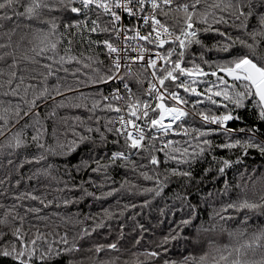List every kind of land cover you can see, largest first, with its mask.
<instances>
[{
    "label": "snow or ice",
    "instance_id": "6c2138e0",
    "mask_svg": "<svg viewBox=\"0 0 264 264\" xmlns=\"http://www.w3.org/2000/svg\"><path fill=\"white\" fill-rule=\"evenodd\" d=\"M0 18L17 26L33 20L46 25L24 24L32 29L34 54L25 59L46 69L42 78L29 77L38 82L25 83L24 75L17 79V72L10 71L7 80H0V96L18 98L0 99V154L11 157L35 147V153L24 152L17 170L24 163L43 161L47 167L37 171L57 184L53 199H47L46 193L20 192L13 196L15 203H0V264H54L63 256L69 257L66 264H83L74 255L91 250L84 248L85 238L113 218L109 208H102V214L89 212L84 219H92V226L70 235L61 233L52 217L63 224L83 225L79 212L40 215L42 209L23 205L24 199L39 201L45 208L53 203L67 207L85 198L101 201L127 187L148 197L142 202L147 206L162 195L173 177L184 189L172 197L180 202L182 216L154 248L141 253L146 261L264 264V226L251 234L246 227L250 214L264 216V163L246 165L243 171L237 167L252 152L264 160V0H0ZM77 38L81 47L87 44L96 55L74 54ZM208 39L210 46L205 43ZM8 46L0 44V49ZM209 52L215 55L208 58ZM4 55L12 53L0 59ZM16 64L13 59L10 68ZM50 77L55 83H49ZM131 81L140 86L136 91ZM105 88L110 89L107 94ZM64 108L85 109L89 116H60L58 110ZM97 110L112 113L103 117V125ZM21 111L27 118L23 124ZM48 120L52 143L47 142ZM81 148L85 152L73 164ZM158 153L163 154L162 161ZM49 156L63 158V179L53 175L60 166L48 162ZM121 169H130L151 181V186L125 178L116 187L112 173ZM233 169L235 185L227 178ZM83 173H88L87 180ZM209 175L223 187L208 190L193 203L188 189L199 188ZM233 187L239 190L235 197ZM214 198L219 206L208 212L209 226L203 220L197 224L201 204L208 206ZM129 206L136 207H125ZM172 210L176 211L175 204ZM33 220L51 223L33 224ZM233 221L243 227L229 230ZM215 231L227 232L232 242L222 246L209 242L208 250L203 245L199 250L193 247L201 232ZM181 240L185 251L173 258L172 242L178 245ZM92 247L97 254L105 248L119 250L116 242ZM96 264L113 262L97 260Z\"/></svg>",
    "mask_w": 264,
    "mask_h": 264
},
{
    "label": "trees",
    "instance_id": "16d2710c",
    "mask_svg": "<svg viewBox=\"0 0 264 264\" xmlns=\"http://www.w3.org/2000/svg\"><path fill=\"white\" fill-rule=\"evenodd\" d=\"M59 15V13H55ZM163 19V17H161ZM169 24H172L173 21L169 20ZM24 24H31L34 27H46V25L39 24L37 21H24L17 26L16 23L12 21H8L5 19L0 18V44L10 45L8 47L0 49V55L4 53H12V55H4L2 59H0V72L3 73L0 76V80H7L8 73L10 71L17 72V79L19 75L25 76V83H37V79H29V77H38L42 78V73L46 71L43 69L40 64L33 63L31 60L25 59V56H32L34 55L30 49L32 48L31 41V28L24 27ZM223 27V26H222ZM14 29V31H13ZM62 30V29H61ZM208 35V34H205ZM66 43V41H65ZM206 44L209 46L212 44V40L208 39L205 41ZM88 45L85 44L81 47L79 43V39L77 38L76 42L73 45L74 54L80 56L81 52L84 53L85 56L88 55H96L95 50L92 52L88 51ZM215 55L214 52H209L207 54L208 58H212ZM100 57L105 59L104 53H100ZM13 59L16 60L17 64L16 67L10 68L12 65ZM37 60L41 59L40 57L36 58ZM75 65H69L68 67H74ZM84 71H88L85 69ZM61 76H64L65 73L60 72ZM83 78V77H82ZM69 82H71V77H69ZM49 83H55V78L50 77ZM130 86L134 91H136L140 86L135 83V81L130 82ZM88 91L87 88L84 89ZM110 89L105 88L104 94H107ZM30 98V97H29ZM0 99L5 101L8 100H16L18 98L10 97V96H0ZM22 105V109H23ZM45 109L43 105H40V113L43 116ZM60 116L64 115H81L83 118H87L89 113L85 109H70L64 108L58 110ZM95 115H99L101 117L100 124L103 125V117L105 115H112L110 112L100 111L97 110ZM245 117H247V113H244ZM20 124L24 123L26 117H23V111H21ZM94 122V121H92ZM2 123V121H0ZM71 123V121H69ZM47 129H48V137L47 142L52 143L51 137V130H52V121H46ZM29 138L31 135V130L29 129ZM70 135V133H69ZM179 138V137H178ZM176 138V139H178ZM111 139V137H109ZM109 147H112L109 145ZM27 151L29 154L35 153V147H29L26 150L21 149L18 155H13L11 157L7 156L6 154H0V203L4 204H11L15 203L13 200V196L20 192H34L35 195H43L47 194V199H53L56 193L53 191L57 187L56 181L53 180L51 177L43 175L42 172H38L39 168L47 167L45 162H41L37 164L35 162L32 163H24L22 167L17 170L16 165L21 162V158L24 152ZM85 152L84 148H81L76 154L75 158L72 159V163L75 164L80 158V155ZM159 158L161 161L163 160V154L158 153ZM8 159L13 160V164L9 165L7 163ZM133 159H138L137 157H133ZM233 159L235 157L233 156ZM48 162L57 164L60 166V170H53V175L56 176L58 179L64 178V162L63 158L61 157H52L49 156L47 158ZM264 163L259 157V154L256 152H252L249 155L243 164L238 165L240 171L244 170V167L253 166V165H260ZM170 166H175L174 164H170ZM203 167H207V164H204ZM233 169L232 172L228 173L227 178L232 181L233 185H235V179L233 178ZM84 179L87 180L88 173L82 174ZM97 179V174H92ZM31 177V179H29ZM113 179L116 181V187H119L120 182H122L125 178L128 180L142 185V186H151V181H145L143 178L138 177L135 173H133L130 169H121L119 174L112 173ZM197 178H199V172H197ZM20 180L19 184H16V181ZM79 180V177H77ZM217 187H223V183L221 182L219 185L215 183L212 179V176L209 175L208 179L205 180L199 188L191 187L188 189L190 191L189 199L193 202H199L201 194H206L208 190L215 191ZM95 190V189H90ZM183 187L181 185L180 180L173 177L172 182L166 187L161 196L156 197L150 200L149 205L144 206L142 204L143 200L148 198L143 195H136L133 192L127 191V187L125 190L104 198L101 201H92L91 198H85L79 204H73L69 206H64L61 204L57 207L56 203L49 205L47 208L44 205L40 204L39 201H33L30 199H24L21 203L25 206L31 205L38 208H41L42 211L39 213L40 215H49L52 212H59L61 215H66L68 213H80V219L83 221V225L81 224H63L59 221L58 217H52L59 226V231L61 233L68 231L71 235L72 232L78 231L82 226L91 227L93 224L92 219H84V214L89 212L91 213H101L102 208H109L113 210V218L107 219L104 222V226L95 229L92 233L91 237L85 238L84 241V248L91 249V250H81L74 255V259L82 260L83 264H96L97 260H105L113 262V264H140V262H144V264H151L150 261H146L145 257L141 255V253L145 249H152L155 247L156 243H159L160 238L163 235H166L171 228H175L176 225L173 223L174 220L178 221L182 213L179 211L180 202L174 201L173 196L177 191H183ZM239 190L233 187L231 191V195L235 197ZM226 199V198H225ZM89 203H91V208L89 207ZM135 204L136 207H125L126 205ZM175 204L176 211L172 210V206ZM219 206V199H212L211 204L206 206L201 204L200 206V219L196 221L197 224L203 220L204 226L208 227V212L212 210V207ZM163 209V214L161 212ZM122 210V211H121ZM20 211L23 212L24 208L21 207ZM187 211V209H185ZM102 214V213H101ZM35 214H29L31 217ZM250 220L247 227V233L251 234L255 232L259 227L264 226V216L259 214H250ZM33 224L40 223H51V221H32ZM122 226V227H121ZM142 226V227H141ZM243 227L239 224L238 221L229 222L228 229L229 230H236L237 228ZM42 231L45 229L41 228ZM56 228H53L55 231ZM146 230V231H145ZM193 233L196 232L195 228L190 229ZM186 234V233H185ZM11 237H6V239H10ZM139 240V243L136 241ZM116 242L119 246V250H109L103 249L99 254L95 253V249L92 247L93 244H106ZM212 242L216 245H226L231 243V239L227 232H201L198 236L196 242L193 244L197 250L200 249L201 245H203L205 250H208V244ZM173 248L171 249V255L173 258H179L180 254L185 251L186 245L181 240L177 245L176 241L172 242ZM68 256H63L61 259L54 262V264H66L68 260Z\"/></svg>",
    "mask_w": 264,
    "mask_h": 264
},
{
    "label": "built area",
    "instance_id": "2783aa9c",
    "mask_svg": "<svg viewBox=\"0 0 264 264\" xmlns=\"http://www.w3.org/2000/svg\"><path fill=\"white\" fill-rule=\"evenodd\" d=\"M124 23L125 24H128V18L125 16V19H124ZM133 23H135V21H133ZM134 54V53H133ZM146 87V83L144 85ZM173 138H178V137H173Z\"/></svg>",
    "mask_w": 264,
    "mask_h": 264
}]
</instances>
